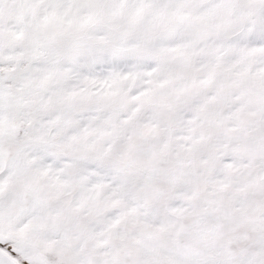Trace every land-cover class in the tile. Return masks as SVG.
<instances>
[{
  "label": "snow or ice",
  "instance_id": "1",
  "mask_svg": "<svg viewBox=\"0 0 264 264\" xmlns=\"http://www.w3.org/2000/svg\"><path fill=\"white\" fill-rule=\"evenodd\" d=\"M0 264H264V0H0Z\"/></svg>",
  "mask_w": 264,
  "mask_h": 264
}]
</instances>
